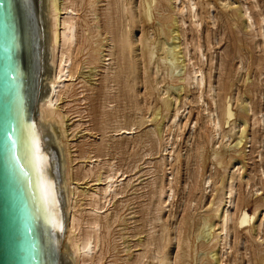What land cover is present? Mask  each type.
Here are the masks:
<instances>
[{"label": "rangeland", "instance_id": "rangeland-1", "mask_svg": "<svg viewBox=\"0 0 264 264\" xmlns=\"http://www.w3.org/2000/svg\"><path fill=\"white\" fill-rule=\"evenodd\" d=\"M119 1H123L124 12ZM178 2L160 0L152 9L153 18L149 22L141 14V0H84L78 6V32H82L78 34V43L82 46L79 53L82 77L78 74L80 79L76 77L69 97L64 96L58 105L66 115L64 129L68 133L62 139V146L66 152V165L74 178L82 173L81 168L88 164L90 158L94 161L99 158V162L94 169L95 175L88 178L78 176L80 202L77 209L88 216L85 210L89 200L82 190L92 192L102 187V183L96 180L97 176L106 172L104 165L111 161L113 168L120 171L118 179L122 183L119 184L124 190L103 210V224L107 222L105 216L112 224L109 233L104 228L101 230L107 235L100 250L104 257L101 264H158L163 257H166V264H175L176 261V264H217L218 261L220 264H264V219L260 220V215L264 213V130L257 122L264 114V0H212L211 6L207 0H194L199 16L193 19L195 25L187 13H179L176 5L181 4ZM246 5L250 8L254 25L243 14ZM133 16L137 20L132 23ZM176 19H183L187 24L184 26V39L188 43L192 62L202 67L204 72L206 85L202 98L186 81L180 80L191 71L192 62L186 60L183 73L178 74V79H171L168 65L160 63L159 69L154 68L149 63L147 47L141 44L145 38L147 43H152V48L159 46L160 40L165 38L167 43H172L169 31L176 28ZM122 31H130V38L134 41V48L126 58L117 50ZM195 45L199 46L204 57L196 52ZM111 48L113 56L110 61H105ZM155 52V57L165 55L156 48ZM37 72L39 79L40 69ZM209 82L216 86L213 95L218 110L207 95ZM166 89L169 93L182 96L174 106L186 107L180 129H173L169 123L170 116L175 112L174 106L164 109L165 101L171 98L168 93L162 95ZM227 102L235 114L231 123L242 122L245 130L231 135L230 140L224 138L222 142L210 135V132L214 135V130L209 113L217 110L222 124L221 137L228 134L231 128L222 119L220 109ZM249 108L251 111H248ZM123 128L133 129L129 130L132 134L129 136L124 131H118ZM239 139L242 142L237 149L235 144ZM171 154L175 159L172 166L167 161ZM235 163L240 166V174L234 172ZM60 164L58 172L61 178ZM236 175L242 177L235 184L238 209L245 208L251 215L258 211V214L251 226L231 231L227 253L222 255V242L218 238L219 218L215 208L224 197L229 179ZM170 176L175 186L172 205H160L157 192L161 185L159 181L167 184ZM209 178L213 181L211 188L206 183ZM245 179H250L248 185ZM238 215L239 211L235 210V217ZM205 220L211 225L215 223L211 231L204 228ZM206 235L209 239L205 238Z\"/></svg>", "mask_w": 264, "mask_h": 264}, {"label": "bare ground", "instance_id": "bare-ground-1", "mask_svg": "<svg viewBox=\"0 0 264 264\" xmlns=\"http://www.w3.org/2000/svg\"><path fill=\"white\" fill-rule=\"evenodd\" d=\"M12 1L14 3V9H15L16 16L18 17L19 44H20V46H19V59H20L21 73H23L22 87H23V96L24 97H23L21 124H20L21 137H20V142H19V145H20L19 154H20L21 164H22V168H23V173H25V175H26V186H27L26 188H28V194L30 197L29 199H30V202L32 203L33 216L35 217L37 229L39 230V233H40V245H41V251H42L41 259L43 260V264H101V262L104 260L103 259L104 257H102V253L100 252V250H101V246L104 243V240L107 236V235L103 234L104 232L102 233L101 230H102V228H104L109 233L110 229H111L110 227L112 224L110 221L107 220L106 216L105 217L103 216V217H104V220L106 219L107 222H106V224H103L102 214L104 213L103 210L107 207V205H110L113 202V200L115 201V198H117L119 195L123 194L124 187L121 186V184H119L122 180L118 179V177H119L118 174L120 171L113 168V166L110 163L111 161L109 163H105L104 166L107 169L106 172L105 173H99L97 176V179H96L102 183V187H99V188H97L98 190L96 189V191H92V192L82 190V193L89 200L88 208L85 210V212H86V214H88V216H85L83 214V211H79L77 209L78 204L80 202L78 200V195H79L78 184L79 183L77 181H79V179H80L78 176H80L82 178H88L91 175H93L95 173L94 169L96 168V163L99 162V160H98L99 158L95 159V161L93 160V158H90V161L88 162L87 165L84 164V162H83L85 167L81 168L82 173L80 175L77 174L76 177L74 178V176L69 171V168L66 165V162H67V158H65L66 152L64 150V147L62 146V144H63L62 139L66 137V133H67V130L64 129V120L66 118V115L60 110V108L58 106L59 103H61L63 97L64 96L67 97L68 94L72 91L73 82L75 80H77L76 77H78V74L80 75V77H82V74H81L82 70L80 71L82 63H81V60L79 57V55H80L79 53L82 50L81 49L82 46L79 44L80 42L78 43V38H79L78 34H80L82 32H80V33L78 32V30H79L78 21L80 19V15H79L80 13L78 14V6H81L84 0H12ZM159 1L160 0H141V11H142L141 14L144 15V18L147 22L152 20V18H153L152 9L156 7V5ZM170 1H173L175 3L180 1L181 5H176L177 9L179 10V13L182 15H185V13H187L188 18H191V21L193 24L195 23V21H193V19L195 20V18H197L199 16H198V12L196 9V3L194 2V0H185V1L184 0H170ZM211 1L212 0H207V4L209 6H211ZM118 3H120L122 5V9H123L122 11L124 12L125 7L123 4V1H119ZM138 4H139V2H138ZM197 5H198V3H197ZM252 6H253V4H252ZM255 6H257V5H255ZM132 8H134V7H132ZM211 13H213V12H211ZM240 13H242V12H240ZM243 14L247 16L248 22H251V24L254 25V22H252L253 18H252L251 13H250V8H248L247 5H246V8H245ZM211 15H209V16H211ZM136 20H137V18L135 16H133L131 22L133 23ZM140 20H141V18H140ZM213 21H215V20H213ZM262 21H264V19H262ZM175 25H176V28L169 31V35L172 39V43H167L168 41H166L165 40L166 38H165L163 41L160 40L159 46L152 48V43L151 44L147 43L148 40L146 38L144 39L145 40L144 42L141 41L142 46L147 47V54L149 56V63L154 65L155 66L154 68H157V69H159L160 63H164L165 65H168V68H170V70H171L170 71L171 79H178V77L180 76L178 74L183 73L182 70L185 69L184 63L186 62V60L189 63L192 62L191 53L188 49L189 48L188 43L185 42V39H184V37H185L184 26H186L187 24L185 23V21H183V19H181V20L176 19ZM197 25H198L197 27H199L198 23H197ZM112 26L113 25H111V27ZM113 29H114V26H113ZM187 30H188V28H187ZM113 33H115V32H113ZM200 33H198V34H200ZM214 35H215V33H214ZM262 36H264V31H263ZM146 37H147V35H146ZM109 39H107V40L109 41ZM117 40H119V38ZM199 40H200V38H199ZM119 41H120V44L116 41L117 44H119V45H117L119 47L117 50H119V53L121 54V56L126 58L127 53H131L132 49L134 48V41L131 40V38H130V31H128V32L122 31L120 34V40ZM216 41H217V39H216ZM81 42H82V40H81ZM42 43L45 44L44 47H43ZM181 46H183V48H181ZM263 46H264V44H263ZM155 48L157 50H160V52L162 51V53H164L165 55H163V57H160V58L155 57L156 56ZM195 50H196V52H199L204 57V54L201 52V49L199 48L198 45H195ZM144 51H145V48H144ZM236 52H235V54H236ZM106 56H109V57L106 58L105 61H110L111 56H113L112 48L109 50V53L106 54ZM93 59L96 60L95 57ZM134 61H136L135 58H134ZM213 61H215L214 58H213ZM127 63L130 64L129 62H127ZM128 64H127V66H128ZM190 65H191L190 67H192L191 71H189L187 73L185 78H180V80L186 81L190 87H193L197 92H199L200 98H202L201 94H202L204 86L206 85L204 72L202 70V67L195 64L194 62H192V64H190ZM212 65H214V62ZM121 66H122V63H121ZM39 69L41 71V75H40V78L37 79V76H38L37 71ZM108 69H109V67H108ZM130 71H131V69H130ZM213 71H214V69H213ZM30 72L32 73L31 81H30V78H31ZM134 72H136V71H134ZM109 73H111V72H109ZM150 75H152V74L150 73ZM121 77H122V75H121ZM118 82L119 81L117 80V83ZM146 82H147V80H146ZM159 83H161V82H159ZM168 86H169V84H168ZM215 87L212 84V82H209L207 95L211 98L213 105L217 109L218 106H217V103L215 101V96L213 95V92L215 91ZM178 90H179V88H178ZM178 90H176V91H178ZM180 90L183 91L182 87L180 88ZM195 90H194V92H195ZM125 91H126V89H125ZM102 93H103V91H102ZM167 93L169 96H171V98L169 100L165 101L164 109H166V110H168V108L171 105H173V106L177 105L179 102V99L182 97V96H180V94L178 96H176L172 93H169L168 89L164 90L162 95H164V94L167 95ZM125 95H126V92H125ZM84 100H86V99H84ZM189 101H191V100H189ZM34 106H35V112L33 113V116H34V119H33L31 109ZM62 106L63 105H61V107ZM205 107H206V105H205ZM184 108L186 109V107H184ZM185 109H182V107L180 105L174 106L175 112L169 118V123H171V125L173 126V129H177V128L180 129L181 128V125H180L181 119L186 113ZM220 109H222V115H221L222 119L225 121V123H227L229 125V127L231 129H230L228 134H224L221 137L222 124L220 122L219 114L216 113V111L218 110L217 109L216 111H212V112L210 111V113L208 112L209 113V121H210V124L212 125L213 130H214V135H212L211 132H210V135L217 137L219 139V141L221 140L223 142L224 138H229V140H230V138H231L230 136L237 134L238 131H240V130L243 133L245 130L244 129V123L239 122V121H237V122L235 121V122L231 123L232 121L235 120V114L233 112V109H231L230 103L227 102L226 104L222 105V108H220ZM208 110H206V111H208ZM248 111H251V109ZM75 113H77V112H75ZM250 120H251V118H250ZM125 121L126 120H124V122ZM257 122L260 124V126L264 130V114L263 113L260 115V118H258ZM167 126L169 127V125H167ZM186 126H187V124H186ZM194 126H196V125H194ZM75 128H76V126H75ZM193 129H194V127H193ZM129 130L133 131V129H125V128L120 129L118 131H122V132L124 131L123 132L124 134H128L130 136V134H132V132ZM67 138H68V136H67ZM251 138H253V137H251ZM149 140H151V139L149 138ZM241 142H242V139H239L238 142L235 144V147H237V149L240 148ZM260 144H261V142H260ZM57 146L59 147V151H58ZM216 146H218V145H216ZM169 147H170V145H169ZM100 151L102 152V150H100ZM164 151H165V149H164ZM166 153H167V151H166ZM169 154H170V152H169ZM173 156L174 155L171 154V155H168V157H167V161H168L169 165H171V166L173 165L172 161L175 160V159H173ZM260 157L262 158L261 153H260ZM85 159H87V158H85ZM177 159H179V158H177ZM216 159H217V157H216ZM103 161H105V160H103ZM103 161H101V162H103ZM69 162L71 163L72 159H70ZM59 163L62 164V165L60 164L62 166V172H63V175H62L63 177H61V178L59 177V172H58V168H60ZM165 165H167V164L165 163ZM105 167L103 169H105ZM165 168H166V166H165ZM234 168H235L234 172L237 174H240V166L238 163L234 164ZM201 169H202V167H201ZM122 172H123V170H122ZM164 173H163V175H164ZM172 174L173 173L171 172L170 175H172ZM262 176L264 177V171H262ZM170 177H171V179L168 180L167 184H164L161 181H159L161 183V185H160L157 192H158L159 200L161 202L160 205H172V200L174 199V194H175V186L173 183L172 176H170ZM210 177H212V176H210ZM121 178H122V176H121ZM239 179L240 180L242 179V177L240 175L239 176L236 175L235 177H231L229 179L230 182H228V184L226 186V191L223 194L224 197L221 198L222 200L218 201L217 207L214 206V207H216L215 210L218 212L217 216L219 218L218 224L220 226V233L218 235V238H221V242H222L221 243L222 244V249H221L222 255H225L227 253L226 248L230 242V235H232V234H230L231 231H237V230L247 228L248 226H251V224H253V222H255L256 216L258 214V211H256L254 215H251L248 212V210L245 208H240V210L238 209L237 203H236L238 195H237V190H236L235 184H236V180L238 181ZM249 180L245 179L247 185L249 184ZM206 181H207L206 183L208 184V186L211 188L213 181H211L210 178L207 179ZM96 184H97V182H96ZM84 204H86V203H84ZM235 210L239 211L238 217H235ZM260 216L262 217L260 220L263 221L264 213L262 212V214ZM155 221H157V220H155ZM203 225H204V228H207V231H211L212 228L215 226V223H213L211 225V224H208L207 221L205 220L203 222ZM216 233L217 232H215V234ZM198 234H199V232H198ZM207 235L209 236V234H207ZM207 235L205 236V238L209 239V237ZM202 236H204V235H202ZM257 237H259V236L257 235ZM211 240L212 239L210 238V241ZM105 244H106V242H105ZM139 247H140V245H139ZM103 253H104V251H103ZM181 253H182V251H181ZM217 254H219V253H217ZM103 256H104V254H103ZM145 256L147 257V255H145ZM159 256H161V255H159ZM214 256H215V254H214ZM226 256H228V255H226ZM157 258H160V257H157ZM153 260H154V258H153ZM165 261H166V257L160 258V261L158 262V264H166ZM176 263H177V261L175 262V264ZM217 264H220V262L218 261Z\"/></svg>", "mask_w": 264, "mask_h": 264}, {"label": "water", "instance_id": "water-1", "mask_svg": "<svg viewBox=\"0 0 264 264\" xmlns=\"http://www.w3.org/2000/svg\"><path fill=\"white\" fill-rule=\"evenodd\" d=\"M18 28L13 1L0 0V264H43L19 154L24 96Z\"/></svg>", "mask_w": 264, "mask_h": 264}]
</instances>
